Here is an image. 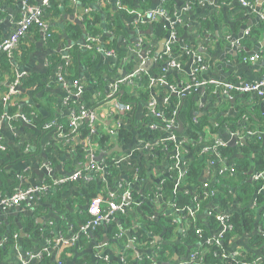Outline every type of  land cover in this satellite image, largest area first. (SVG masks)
I'll return each instance as SVG.
<instances>
[{
	"label": "crops",
	"instance_id": "1",
	"mask_svg": "<svg viewBox=\"0 0 264 264\" xmlns=\"http://www.w3.org/2000/svg\"><path fill=\"white\" fill-rule=\"evenodd\" d=\"M165 1L151 0L150 8L163 6ZM173 1L175 2V9H180L187 4L193 5L184 17L183 33L180 39L188 38L193 40L196 42L199 52L203 54L207 68L200 75L201 79H216L221 82L233 79L255 81L260 77L264 71V0H254L255 5L252 8L242 6L239 0L221 2L208 0L209 2L202 4H197V0ZM34 2L40 4V0H34ZM108 6H110L109 9H107ZM116 6L117 1L109 0L106 5L96 10L101 15V34L96 35L98 42L94 47L95 49L87 47L86 44L90 34L86 32L84 24L78 16L85 8V5H82L78 0H72L67 9H64L61 3L58 5V14L45 20L46 27L37 28L36 31H31V33L30 31L28 32L25 37L31 42V46L26 48L23 61H18L13 56H10L11 70L15 76L18 75L22 78L35 76L40 82L25 88L20 85L18 87L19 95L9 102L0 98V140L4 144V153L0 156V171L10 176L5 178V182L0 179V199L9 196L11 189L13 190L20 186L39 187L45 184L50 177H53L49 174L47 167L52 168L53 174L56 176L67 175L73 171L71 169L67 170L63 166V159L67 155L61 158L58 165H53L48 159V150L49 153L56 154L52 142L55 129L48 123L68 115L70 107L69 101H67L70 95L67 91L72 83L63 84L57 79L61 61L69 63L72 59L74 61V57H77L80 65L78 66L76 79L84 85L83 90L92 94V98L103 93L95 88L94 84L96 83H94L90 70L86 65L82 64V52H97H94L95 56H93L96 57L94 65H96V70H100L101 79L104 81V91H108L109 87L115 85L118 79L128 75L130 71L137 67L131 62L128 63V60L124 58L128 50L127 47L134 43L139 33L129 24L130 19H132L131 16L126 19L125 24L128 26L126 35L117 34L114 36L112 31L108 29L106 23L107 10H113ZM10 9L12 12H10ZM21 10L19 0H4L0 4V11L2 12V17L0 18V39L8 35L16 27V22L23 18ZM213 15L215 17L218 16L217 19L220 17V22H216V25H210L209 27L207 26V29H204L199 19L209 18L214 20ZM97 23L95 26H97ZM74 26L80 28V33L72 36L70 29ZM247 28L255 29L257 33L253 35L250 31V35L246 36L245 30ZM48 30L53 35L51 42L46 39ZM241 30H243V33L239 36ZM168 33L155 43L152 54L149 55L148 61L143 64L142 71L149 77L157 73L159 60L164 62L169 59V56L163 53ZM181 40L179 41L181 42ZM160 46L162 47L159 48ZM97 48L100 50H97ZM106 51H112L113 54L109 55ZM56 55L59 56V60L57 63L52 64L51 58L53 56L57 57ZM255 55L256 58L252 59ZM152 57L158 58L152 60ZM165 76L169 84L174 86L185 84L190 80L189 65H183L181 71L172 70L168 74L166 73ZM8 79L7 75H4L0 79V85L4 86ZM210 88V86H200L186 91L183 95L172 94V110L175 109L178 112L176 122L179 123L181 121L183 125L180 131L174 129V133L182 141V148L177 156L173 154V151L176 150L175 143L170 144L167 148H163L164 151L159 152L158 156H152L150 159L146 160L144 158L141 161L140 154L134 156L138 162V167L141 169L139 170L141 174L121 172L112 182L106 181L103 173L98 176L99 180H104L101 189L104 187L105 191L110 186L115 189L119 183H126L125 186L130 190L133 199L136 201L135 220L139 222V225L148 222H158L164 216L171 217L170 221L175 225L176 230L167 242L171 246V257L165 253L170 258V261L165 264H174L185 259L187 254L191 252L190 250L194 248L200 247L199 253L202 255L209 252V248L204 245L206 243L205 235L201 236L196 232L194 233L198 239L195 242L184 243V249L179 254L175 251L178 247V242H183L180 238L185 236L184 231H186L187 227L190 225L196 227V222L205 224L207 218L206 208H200L201 206H199L198 199L194 194L199 184L195 186L184 182L182 179H180V182H176V170L179 171L182 168L187 169L190 167L192 159L196 161L203 160L205 140H218L222 143V147L231 148V154L225 155L222 161L215 162L211 168L204 162L206 166L204 165L201 170L204 167L207 168V166L210 170L212 169L207 180L213 181L216 177L218 179L217 173L219 171L217 169L233 170L234 163L242 155L240 145L244 143L237 142V144L228 145V141L231 138H236L233 130L237 129L240 124L236 122V128L230 129L227 123L238 114V109L236 108L238 104L241 105V109L248 108L250 110L253 117V120H250V124L253 128L264 129V109L262 110L260 107L264 97L255 99L237 92L233 93V96H226L220 91L216 92L218 90H211ZM167 92L168 89L165 85L151 88L149 95L131 107L128 117L126 115H118L122 121L121 126L132 132V138L130 142L120 140L114 143V145L124 148L121 152H116L117 154L128 153L137 148L142 151L141 143L139 144L138 140L141 138L146 141L153 133L156 135L157 131L150 128L152 115L148 100L155 98L158 105H160L162 96ZM13 106H16V111L10 113V107ZM23 106L28 108L27 114L22 113ZM99 111L101 115L108 114V105L102 104ZM114 122V117H111L107 125H111ZM102 124L104 123L102 122ZM105 127L107 126L105 125ZM249 139L252 138L248 137L246 141ZM236 140L238 139L236 138ZM174 162L177 164L178 169L171 168V164ZM249 171H251L250 174ZM255 173L253 168H250L246 176L251 179ZM167 178L174 180V187H171L170 190L172 200H162L159 197L150 200L148 198L149 188L155 189L152 193L159 194ZM260 191L261 189H258L256 194ZM182 194L183 197H188L189 195L191 197L190 202L186 206H183ZM176 195L177 199L182 203L181 207L177 204L178 200H175ZM40 197L38 196L39 199L37 198L36 205L39 203ZM180 197L181 199H179ZM251 202V205L254 206L255 195L252 197ZM195 203L197 207H195ZM238 208L237 204H231L224 207V209L221 208L220 211L226 216H231ZM48 210H39L38 213H35L34 210H30L25 205H0V227L5 229L4 233L0 235V241H3L10 228L18 232L19 239L23 237L19 235L20 227L22 228L20 225L22 223L20 221L22 214H32L36 220L37 218L41 219L36 222L43 228L47 227L53 234H58L59 227L56 222H62L63 217L60 216L59 220V216L54 211ZM191 213H193V218H195L194 222L189 219V214ZM105 225L101 224L97 227H105ZM66 226L67 229L60 232L63 235H68L71 231L72 225L66 224ZM97 227L91 229V231L94 232ZM254 232H261L258 223ZM164 233L160 228V231H157L156 234H150V236L152 235V241L146 248L135 246L134 240H132L134 236L130 234L127 228L120 233L121 235L113 237L108 236L105 230L101 235L96 234L97 236L86 233L81 234L83 236V245H86L83 248L82 246L75 248L74 255L68 260L67 264H75V259L83 255L90 257L91 264H95V261L100 259V255L108 264H138L139 261L143 260V255L149 253L148 249L151 250L153 246L163 242ZM224 235L225 232L223 237ZM249 236L248 234L234 236L225 245V241H222V245L225 246L224 251L233 252L235 250L249 249ZM19 243L21 244L20 241ZM20 244L17 247L22 251V244ZM12 260L13 253L10 252L5 257L4 264Z\"/></svg>",
	"mask_w": 264,
	"mask_h": 264
},
{
	"label": "trees",
	"instance_id": "2",
	"mask_svg": "<svg viewBox=\"0 0 264 264\" xmlns=\"http://www.w3.org/2000/svg\"><path fill=\"white\" fill-rule=\"evenodd\" d=\"M4 0H0V4H2ZM82 5L91 6V10L87 13L81 15V20L84 24L85 30L90 36H96L101 34L100 27V19L101 15L96 11L99 7H95L96 1L101 0H78ZM120 6L118 8H114L113 10H107L106 13V23L108 25V29L112 31V34L116 36L117 34L126 35V30L128 26L125 24L127 17L131 16L129 10L132 9H140L141 11L149 10L151 0H119ZM227 1V0H216V2ZM253 2L254 0H249ZM72 0H50L49 5L45 7L42 15L41 21L43 24H46L45 20L50 17H55L58 14V5L61 3L64 9L70 6ZM109 1H104V5H106ZM29 5H36L34 0H29ZM104 5H101L103 7ZM163 7L169 14H173L175 10V2L173 0H166L163 3ZM110 6L107 7L109 9ZM124 16V17H123ZM2 17V12L0 11V18ZM214 20L209 18L199 19L200 24L204 29H207V26L216 25V22H220V17H215L213 15ZM98 22V23H97ZM97 23V26H95ZM183 23H176L174 26L176 29V34L180 37L183 33L182 31ZM37 28H42V23L33 22L30 25L28 32L36 31ZM140 28L146 29L147 25H140ZM152 34L154 38L158 41L161 40L167 33V29L163 27V23L161 21L154 22L151 26ZM71 35L79 34L80 28L78 26H74L70 29ZM26 33V35L28 34ZM251 33L255 35L257 30H251ZM25 35V36H26ZM23 37L16 49H14L11 53L1 52L0 53V79L3 78L4 75H7L9 78L7 83H10L16 77L11 70L12 63L10 62V56H13L18 61H23L26 48L31 46V42ZM148 40L151 39L149 34L145 35ZM46 39L48 41L53 40V35L50 30L46 33ZM184 42H190L194 46H196V42L188 38H181ZM133 44V43H132ZM96 46V44H95ZM180 46V41L174 42V50L178 51ZM197 47V46H196ZM92 49H95L92 47ZM94 51V50H91ZM97 53L96 51H94ZM94 52H82L81 62L86 65L90 70L92 77L94 78V86L96 89L100 90L101 95H96L95 98H92V94L83 90L81 91V96L78 99L70 98L69 104L71 107L77 109L76 111L84 112V116L78 123V127L75 131H72V126L70 124V114L64 116L63 118L54 120V125L51 127L55 129L53 133V146L55 147L56 154L49 153L48 150V159L52 162L53 165H58L61 158L67 155L63 159V166L67 168V170H75L82 169L86 167L88 163V145L82 143L86 137L90 136L89 142H93L97 144L95 149L96 155L99 152L108 151L110 148L114 146V143L123 140L124 142H130L132 138V132L125 127H120L114 135H110V133L103 127L101 123H97L96 132L90 133L89 120L85 119V113H88L94 110L98 105L106 102L110 99L108 97V92L104 91V81L101 79L100 70H96L94 65L96 57ZM57 56V55H56ZM59 56H53L51 58L52 64L57 63L59 60ZM163 59V58H162ZM161 61V60H160ZM131 64V63H130ZM61 67L59 68V73L66 79L68 82L77 80L78 74V66L80 65V61H78L77 57H74L69 63H64V61L60 62ZM161 65L159 64L156 71H159ZM149 76L143 75L141 78V88L134 89L131 85L127 83H120L117 85L115 96L123 103H127L132 107L135 106L141 99H144L147 95H149L150 90L147 87V80ZM35 76H28L26 78H22L19 80V85L22 87H29L32 84H36L40 82ZM7 83L3 86L0 85V91H5ZM243 95L253 97L255 99L263 98L264 95H253L249 93H242ZM238 109V114L230 119L228 126L230 129L236 128V122L240 121L243 116H246L248 120H253L251 116V112L248 108L241 109V105L238 104L236 106ZM171 104H167V107L164 108L165 115H170L172 113ZM16 111V106L10 107L9 112L13 113ZM22 113L27 114L28 108H22ZM128 117V115H126ZM232 125H231V124ZM251 123V122H250ZM77 135V136H76ZM156 135H158L156 133ZM153 136V134H152ZM211 141H206V146H209L212 143ZM174 143H168L167 146ZM88 146V147H87ZM242 150V155L238 157V160L234 163L233 170H226L224 173L218 175V182L211 185V188L216 192L214 195L209 196V200H212L213 206L216 207L217 211H220L221 208L224 209L226 206H230L231 204H237L239 206L238 210L233 213V215L229 216L225 219V222L231 225V229L225 232V235L222 241H225L224 245L228 242V240L234 236L240 235H250L248 237V246L246 250H240V253L236 255V257H224L221 258L220 255L224 252L225 246L220 244H209L206 245L209 248V252L207 254L202 255V262L204 264H245L251 263L255 257L259 258L258 264H264V232L261 230L260 233L254 232L256 224H259V227L262 226V217L264 216V177L258 179H251L249 181L246 173L250 168H253L255 172H264V140H260L257 138H252L247 140L244 144L240 145ZM222 155L231 154L230 147H222L220 149ZM4 153V150H0V156ZM117 154L113 152L110 155H104L101 159L104 160L105 164L110 165L112 167L109 168V172L106 174L107 181H112L115 177H117L121 172L128 174H141L138 167V162L135 158H130L128 164H123L122 166H114L112 165V157ZM252 155V157H250ZM208 158H213V155L210 152L204 153V158L201 161H196L192 159L190 162V167H188V171L185 173L184 178L182 179L184 182L189 184L198 185L195 189L196 192L201 193L203 191V187L200 183V173L201 168L205 165V160ZM78 166V168H76ZM10 177L3 171H0V179L5 182V178ZM48 185L50 187V191L40 197L38 200V204L34 208V212L38 213L39 210H52L59 217H63L62 222L57 221L58 223V232L64 231L67 229L66 224L72 225L73 231L79 230L80 227L92 219V216L89 214L87 210V206L89 202L95 198L101 191V187L104 184V181L96 178H90L87 180L80 179L78 181L72 182H64L58 185H53L51 179L47 180ZM171 187H174V180L167 178L165 180L163 187L160 189L163 194V200H172V194L170 193ZM261 189L260 192L256 194V191ZM11 193L14 189L10 190ZM178 195V194H177ZM177 195L175 200L177 199ZM255 195V205L252 206L251 199ZM181 196V195H180ZM184 201L183 206L188 205L191 200L190 195L188 197H183ZM39 199V198H38ZM181 199V197L179 198ZM197 200V199H196ZM174 201V200H173ZM201 209H204L208 206V201H202V199L197 200ZM175 203V202H174ZM180 207L182 205L181 201L178 200L177 203ZM195 207H197L195 203ZM48 210V211H49ZM135 211V210H134ZM197 211V210H194ZM215 210H212L210 215H207L206 223L199 224V222L195 223L196 227L201 228V235L212 236L215 234L217 230L220 229L221 222L215 216ZM135 213H117L114 219H111L105 227L96 228L93 232V235H101L105 230L108 236H119L120 233L124 229H128L130 234L134 236L135 246L138 248H146L149 246L152 241V235L156 234L157 231H164V240L159 243L157 246H153L151 248L152 258L158 264H165L170 261V251L171 246L167 244L168 240L171 239L172 233H175L176 227L170 221L171 217L164 216L158 222H148L143 223L142 225L134 224L133 216ZM61 216V217H60ZM259 219V222H258ZM20 225L22 226L23 232L26 234L21 239L18 237V232L14 229L10 228V231L3 238L2 243L0 244V264H4L5 257L8 256L14 247V245L20 244L23 250L31 251L35 248L40 247L43 238L53 237V232H50L47 227L43 228L40 224L36 222V219L31 215L22 214ZM192 222V221H191ZM60 223V224H59ZM176 224V223H175ZM177 226V224H176ZM13 228V227H12ZM4 228L0 227V235L4 233ZM195 227L188 226L186 231H184L183 237L180 239L183 241L178 242V247L175 251L179 254L182 249H184V243L189 244L195 242L198 238L194 233ZM96 235V236H97ZM83 236H79V241L77 245H65L57 248L56 251L45 252L42 254L40 261L38 264H56L57 260H60L61 264H67L68 260L73 257L75 248H82L86 245H83ZM200 248V247H199ZM199 248H194L190 251H199ZM146 250V249H144ZM186 250V249H185ZM251 250H259L260 253L256 254ZM167 253V255H165ZM256 254V255H255ZM149 254H144L143 260L139 261L138 264H151L152 260L148 257ZM104 264V261L99 259L95 261V264ZM35 264V263H33ZM75 264H91L90 257L87 255H83L81 257H77L75 259ZM170 264V263H169Z\"/></svg>",
	"mask_w": 264,
	"mask_h": 264
},
{
	"label": "built area",
	"instance_id": "3",
	"mask_svg": "<svg viewBox=\"0 0 264 264\" xmlns=\"http://www.w3.org/2000/svg\"><path fill=\"white\" fill-rule=\"evenodd\" d=\"M50 0H40V4L36 5H29V0H19L20 7L22 8L21 12L23 13V18L19 20L16 25V27L8 33L5 37H2L0 39V53L1 52H7L11 53L16 47L18 46L20 40L26 35L28 32L30 25L33 22L42 23V27H46V24H43L41 21V15L45 9L49 5ZM104 1L109 0H101L96 1L95 7H100L104 4ZM117 1L118 8L120 6V1ZM204 2H209L208 0H197V4H202ZM240 4L244 7L252 8L255 5V1L251 2L249 0H239ZM91 6H85L83 8L81 14H79V19H81V15L84 13H87L91 10ZM193 7V5L187 4L183 6L180 9H175L173 14H169L163 6H158L156 8H152L149 10H145L144 12L139 9H132L128 12L131 13L130 19V26L133 29H136L139 33L134 41L133 44H130L127 47V53L124 56L125 59L128 60V63L131 62L137 67L130 71L128 75H125L121 79H118L116 84L109 87L108 97L110 99L105 103V105H108V114L101 115L99 109L101 108L102 104L98 105L94 110L85 113V119L89 120V126H90V133L96 132L98 122L104 124L103 127L106 128V130L110 133V135H114L116 131L121 127L122 121L120 119V116L122 115H128V112L131 110V105L127 103H123L115 96V91L117 88V85L120 83H127L131 85L134 89H140L141 84V78L143 75H146L142 71L143 64L148 61V57L150 54H152L155 43L157 40L154 38V35L152 34L151 26L154 22L161 21L163 23V27L167 29V39L164 43L163 50L165 55L169 56V59L167 61H160L159 64L161 67L160 70L157 71L155 75H151L147 80V87L149 90L151 88L158 87L159 85H165L168 89V92L162 96L161 98V104L158 105L155 98H151L148 100L149 107L151 109V123L150 128L154 131H157L156 133L159 134V136L154 135L149 136L146 141H143V139H139V144L141 145L140 149H134L128 153L124 154H115L112 157V162L114 166H122L123 164H128L130 158H134L135 155H139L140 159H150L152 156H158L159 152H163V148H167L168 143H175L176 150L173 151V154L177 156L179 154V150L182 148V141L180 138L174 133V126L176 124V117L178 112L174 109L172 110V113L170 115H165L164 108L167 107V104H171V97H173L172 94L176 95H183L186 91L191 90L194 87H200V86H210L211 90H218L216 92L223 93L226 96H233V93H249L252 95H264V71L260 75V77L255 81H243V80H227L225 82L218 81L216 79H201V74L206 70V60L198 50L196 46H194L190 42H184L180 39V37L176 34L175 25L176 23H183L184 17L187 14V12ZM184 24V23H183ZM140 25H147L146 29L140 28ZM251 29L247 28L245 30V35H250ZM146 34H149L151 36V39L148 40L146 38ZM180 46L179 50H174V42L179 41ZM87 47L92 48L95 47V44L98 42V39L96 36H88L87 40ZM97 45V44H96ZM97 50H100L97 48ZM107 54L111 55L113 54L112 51H106ZM158 57H152V60H156ZM256 58L255 57H252ZM161 59V58H160ZM163 62V63H162ZM187 62V63H185ZM189 62V63H188ZM185 63V64H184ZM158 64V65H159ZM183 65H189V82L185 84H178V85H172L169 84L166 81V73L168 74L172 70L181 71ZM21 79V76H16L13 81L10 83H7L5 91H0V98L3 99L6 102H9L13 100L14 97L19 95L18 87L19 80ZM57 79L61 83H67L68 81L64 79V77L61 75V73L58 72ZM72 85L68 87V93L69 97L67 98V101H71L70 98L78 99L81 96V91L84 88V85H82L78 80L70 81ZM70 105V104H69ZM74 107H69V114H70V124L72 126V131H75L78 127V123L84 116V112H80L79 110L76 111ZM114 117L115 122L111 125L108 124L109 118ZM107 119V120H106ZM240 126L233 130V134L236 136L237 139L240 138H257L260 140H264V129L261 128H253L250 124V121L246 116H243L240 121H238ZM50 126L54 124V121H50L48 123ZM105 125L107 127H105ZM77 136V135H76ZM90 136L86 137L84 140H82V143L85 145H88V163L86 164V167L84 168V171L82 169H75L71 171L67 175L62 176H56L53 174L52 168L47 167L49 174H51L53 177H50V179L53 182V185H58L60 183L64 182H72V181H78L80 179H90V178H98L99 174H104V179H106V174L110 173L109 168L112 167L110 165L105 164L104 160L100 159L99 161H95L93 159L94 156H96L95 149L97 147L96 143L89 142ZM213 144L206 146L208 144H205L204 153L210 152L213 155V158H208L205 160V163L210 166H213L215 162L222 161L223 155L220 151L222 147V143L218 140H214L212 142ZM4 149V144L0 140V150ZM175 149V148H174ZM205 164V166H206ZM207 166L204 167L201 170L200 173V183L203 187V191L201 193H198L194 191L195 197L202 201L207 200L208 206L205 209L206 216L210 215L212 213V210L214 209L216 218L221 222L220 229L215 232L214 235L208 237L205 236L206 244H222L223 234L224 232L231 229V225L225 222V219L229 216H226L225 214H222L221 211H217L216 207L213 206L212 200H209V196L215 194V190L211 188V185L218 182L217 177L211 181L210 179L207 180V177L210 176L212 169ZM171 168L178 169L177 164L174 162L171 164ZM230 169V168H229ZM219 173H217V176L219 174H222L227 169H217ZM232 170V169H231ZM177 174V181L180 182V179L184 178L185 173L188 171V168H182L181 170H176ZM137 174V173H135ZM264 172H256L255 175L251 178H263ZM104 181L103 179H101ZM114 179H112L113 181ZM107 181V179H106ZM109 181V182H112ZM126 183H119L117 185V188L112 189L110 186L107 188V190L101 189L99 195H97L95 198H93L88 206L87 210L89 214L92 216V219L87 222L86 224L82 225L79 230L73 231L71 228V231L68 235H63L60 232L58 234H53L52 238L45 237L43 238V241L40 245V247L35 248L31 251L23 250L20 251L18 249V245H14V247L11 250V253H13V260L11 262H8L6 264H38V262L41 259V256L45 252L50 251H56L57 248L65 245H77L79 236L81 234H88L93 235V231L91 229L100 226L101 224H107L111 219L115 218V215L117 213L127 214V213H135L136 212V201L133 199L132 194L130 190L125 186ZM155 189H151V187L148 190V198L150 200H154L156 198H161L163 200V194L161 191L159 194L152 193ZM48 191H50V187L48 185V182L45 184L40 185L39 187H25L20 186L14 189V191L6 197H3L0 199V205L4 206H10V205H25L30 210H34L36 206V200L38 196H43ZM169 202V201H168ZM174 203V202H172ZM135 210V211H134ZM189 219L192 220V222L195 221V218H193V213L189 214ZM134 224H139L135 220V214L133 216ZM260 230L264 232V216L262 217V226L259 227ZM195 232L197 234L201 235V228L195 227ZM202 236V235H201ZM135 238L133 237L132 240ZM2 241H0V244ZM148 257L152 260L151 264H158L155 262V260L152 258V252L150 249H148ZM240 251H233V252H223L220 257L224 258L227 256L230 257H236ZM100 259L104 261V264H108L107 261L100 255ZM259 258L255 257V259L251 263H245V264H258ZM56 264H61L60 260H57ZM103 264V263H101ZM174 264H203L202 262V254L199 253V251H191L187 254V257L183 260H180Z\"/></svg>",
	"mask_w": 264,
	"mask_h": 264
},
{
	"label": "water",
	"instance_id": "4",
	"mask_svg": "<svg viewBox=\"0 0 264 264\" xmlns=\"http://www.w3.org/2000/svg\"><path fill=\"white\" fill-rule=\"evenodd\" d=\"M180 3V2H179ZM10 12H12V10L10 9ZM243 33V30H241L239 32V36H241ZM162 46H160L159 48H161ZM160 52V51H159ZM146 67V66H145ZM260 107L261 109L263 110L264 109V101H262L260 103ZM174 129H177V131H180L182 130L183 128V125L181 123V121L179 123L176 122L175 126L173 127ZM246 139L245 138H240L238 140H236L235 137L231 138L229 141H228V145H234V144H237V142H240V143H245ZM124 148L120 147L119 145H114L112 148H110L108 151H103V152H99L96 156L93 157V159L95 161H99L104 155H110L112 154L113 152H121ZM252 171V170H251ZM251 171H249V174L251 173ZM249 181H251V179L249 178ZM41 219H38L37 218V222L40 221ZM20 236H25V233L23 232L22 228L20 227ZM132 245V244H131ZM250 250V249H249ZM253 251L254 253H260L259 250H251Z\"/></svg>",
	"mask_w": 264,
	"mask_h": 264
}]
</instances>
